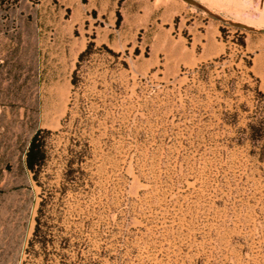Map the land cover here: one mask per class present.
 Wrapping results in <instances>:
<instances>
[{"label":"rangeland","instance_id":"obj_1","mask_svg":"<svg viewBox=\"0 0 264 264\" xmlns=\"http://www.w3.org/2000/svg\"><path fill=\"white\" fill-rule=\"evenodd\" d=\"M196 1L140 0L150 21L177 23L162 9L179 4L218 24L224 51L192 66L148 58L146 17L117 56L98 48L128 0H0V264L40 263L25 249L46 194L52 235L103 245L106 264H264V134L247 128L264 124V0Z\"/></svg>","mask_w":264,"mask_h":264},{"label":"crops","instance_id":"obj_2","mask_svg":"<svg viewBox=\"0 0 264 264\" xmlns=\"http://www.w3.org/2000/svg\"><path fill=\"white\" fill-rule=\"evenodd\" d=\"M118 0H100V7H114ZM126 27L117 29L108 22L101 28L99 41L112 49L128 48L132 38L142 25L143 18L153 28L143 38L150 49L149 57L153 62L163 54L171 63L196 66L215 58L224 51V42L220 39L218 24L206 20L198 14L182 11L179 4H168L162 9L164 15H173L179 11L181 18L177 23L159 22L158 17L150 21L149 14H143L140 0H128ZM156 7V6H155ZM164 23V24H163ZM146 40V41H145ZM138 43V42H136ZM137 45V44H136Z\"/></svg>","mask_w":264,"mask_h":264},{"label":"trees","instance_id":"obj_3","mask_svg":"<svg viewBox=\"0 0 264 264\" xmlns=\"http://www.w3.org/2000/svg\"><path fill=\"white\" fill-rule=\"evenodd\" d=\"M83 1L85 2L86 0ZM116 16V23L118 24L120 19L118 11H116ZM90 38L85 48L81 50L77 56L76 65L73 69L71 78V82L74 85H76L78 81V71L82 60L89 57L95 49V42L93 40L94 35H91ZM238 41L241 46H245L242 36H240ZM98 48H105L112 55H118L117 52H114L103 43ZM248 64L250 63L248 62ZM247 128L248 134L252 139L264 134V124L256 125L253 122H249ZM50 133L51 131L46 128L36 129L31 135L25 151V165L36 181H38L37 179L41 168L48 159L47 140ZM68 165V172H70L71 161ZM41 197L35 217L34 229L25 249L27 257L33 259L39 258L40 263L38 264H106L104 262L106 257L113 259V256L107 255V251L104 249L103 245L100 246L98 251L87 250L88 245L85 241H74L71 243L68 237L55 238L50 231L45 214L49 196L46 194Z\"/></svg>","mask_w":264,"mask_h":264},{"label":"water","instance_id":"obj_4","mask_svg":"<svg viewBox=\"0 0 264 264\" xmlns=\"http://www.w3.org/2000/svg\"><path fill=\"white\" fill-rule=\"evenodd\" d=\"M183 1L199 9H204V7L200 3H198L196 0H183ZM230 24L239 29H244V30H249V31L253 30L251 27L245 24L239 23V22H230ZM259 32H264V29L259 30Z\"/></svg>","mask_w":264,"mask_h":264}]
</instances>
